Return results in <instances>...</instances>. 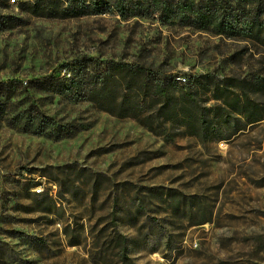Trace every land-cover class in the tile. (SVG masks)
Listing matches in <instances>:
<instances>
[{"label":"rangeland","instance_id":"374dc122","mask_svg":"<svg viewBox=\"0 0 264 264\" xmlns=\"http://www.w3.org/2000/svg\"><path fill=\"white\" fill-rule=\"evenodd\" d=\"M7 13L24 24L0 30L4 83L65 79L77 75L72 67L94 73L108 62L146 64L177 81L264 75V44L179 22ZM28 99L72 133L37 136L0 117V264H264V120L228 140L168 139L83 98L32 90ZM135 196L145 210L133 222L125 208ZM113 213L131 260L114 240Z\"/></svg>","mask_w":264,"mask_h":264},{"label":"trees","instance_id":"16d2710c","mask_svg":"<svg viewBox=\"0 0 264 264\" xmlns=\"http://www.w3.org/2000/svg\"><path fill=\"white\" fill-rule=\"evenodd\" d=\"M15 9L53 20L108 14L124 19L158 18L164 24L179 22L219 36L264 44V0H19L16 5L11 0H0V30L24 24L23 18L4 14ZM71 70L77 75L31 81L27 86L22 82H0V117L25 133L57 140L69 136L71 131L59 127L28 99L33 90L39 94H59L64 99L89 100L103 111L134 119L168 139L186 134L204 141L228 140L264 120V75L220 79L207 73L182 82L152 66L122 62H108L94 73L80 66ZM211 101L214 103L210 104ZM131 203L125 211L136 222L145 210L143 199L135 196ZM111 219L114 240L124 259L131 260V240L120 233L116 213ZM206 222L209 220H202L201 224Z\"/></svg>","mask_w":264,"mask_h":264},{"label":"built area","instance_id":"2783aa9c","mask_svg":"<svg viewBox=\"0 0 264 264\" xmlns=\"http://www.w3.org/2000/svg\"><path fill=\"white\" fill-rule=\"evenodd\" d=\"M14 1V0H13ZM179 80H181L182 82H186V78H180ZM36 192L38 193V194H41L42 192H43V188L42 187H38L37 189H36Z\"/></svg>","mask_w":264,"mask_h":264}]
</instances>
